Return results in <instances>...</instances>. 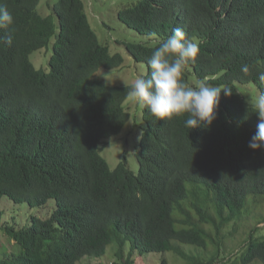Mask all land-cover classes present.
Here are the masks:
<instances>
[{
  "label": "trees",
  "instance_id": "16d2710c",
  "mask_svg": "<svg viewBox=\"0 0 264 264\" xmlns=\"http://www.w3.org/2000/svg\"><path fill=\"white\" fill-rule=\"evenodd\" d=\"M39 2L0 0V199L55 205L6 227L20 250L0 264H78L111 244L113 264L166 251L185 264H264V0L122 6L116 17L143 36L124 47L145 67L122 85L95 77L124 58L98 40L84 1H47V14ZM50 46L36 67L30 54ZM134 92L137 173L101 154Z\"/></svg>",
  "mask_w": 264,
  "mask_h": 264
},
{
  "label": "rangeland",
  "instance_id": "374dc122",
  "mask_svg": "<svg viewBox=\"0 0 264 264\" xmlns=\"http://www.w3.org/2000/svg\"><path fill=\"white\" fill-rule=\"evenodd\" d=\"M56 0H40L39 9L43 14L51 11V5ZM85 3L86 13L93 29L95 30L98 40L108 45L111 52H120L124 58L122 67L115 69H99L95 77L102 80L106 84L122 85L137 82L145 71V67L141 63L133 61L132 57L126 51L124 42H139L143 40V36L130 28L124 26L116 17V11L122 6H130L137 0H83ZM53 41V38H52ZM39 49L30 54V59L36 67H47L48 58L52 54L51 46ZM190 82L197 86L198 93L206 96H213L215 88L213 86H205L202 82L197 81L191 74ZM130 108L131 118L122 130L110 136L106 140V145L101 151L102 156L107 160L109 166L114 168L117 163L126 157L127 165L135 173L138 170V162L136 151L140 137V101L138 93H132L125 103ZM54 201L49 200L42 207L30 208L27 203H15L8 197L3 196L0 199V259L10 256L11 253L18 254L20 247L10 235L6 232V227H14L18 229L28 224V218L31 212H35L41 218H47L54 208ZM187 248V246H184ZM114 245L107 247L106 252L101 257H83L78 264H113L115 256L113 255ZM162 257L168 260V264H185V262L173 251L166 252H148L140 255L135 252V264H160Z\"/></svg>",
  "mask_w": 264,
  "mask_h": 264
}]
</instances>
